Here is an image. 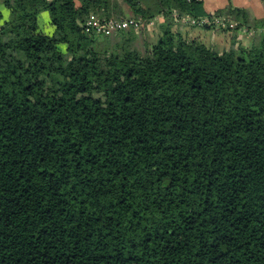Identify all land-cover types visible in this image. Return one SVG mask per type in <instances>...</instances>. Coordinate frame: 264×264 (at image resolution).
<instances>
[{"label":"trees","instance_id":"1","mask_svg":"<svg viewBox=\"0 0 264 264\" xmlns=\"http://www.w3.org/2000/svg\"><path fill=\"white\" fill-rule=\"evenodd\" d=\"M119 19L141 25L95 27ZM0 264H264V23L0 0Z\"/></svg>","mask_w":264,"mask_h":264},{"label":"crops","instance_id":"2","mask_svg":"<svg viewBox=\"0 0 264 264\" xmlns=\"http://www.w3.org/2000/svg\"><path fill=\"white\" fill-rule=\"evenodd\" d=\"M203 5V10L205 14L210 15L225 7L231 5L233 8H239L246 10L250 15V20H255L260 23H264V0H201ZM225 17H230L231 15H225ZM162 22V18H159V22ZM155 30H158L157 23L155 24ZM188 36L197 37L202 41L208 43L212 42L215 47L219 50L228 48L229 39L226 33L222 31H208L205 29L188 27L183 30ZM246 41L243 40L244 43Z\"/></svg>","mask_w":264,"mask_h":264},{"label":"built area","instance_id":"3","mask_svg":"<svg viewBox=\"0 0 264 264\" xmlns=\"http://www.w3.org/2000/svg\"><path fill=\"white\" fill-rule=\"evenodd\" d=\"M210 19H212V20H210ZM94 20H95L94 16H91L90 20H88V22H87V25H92ZM210 21H212L217 28L225 27L226 25H228L229 27H234L237 25V22L232 20L230 17H212V18L205 17V18H201V20L197 21V19L186 16V17L182 18L181 23L186 24V25L201 26L202 24H207ZM129 25H133L134 27L137 28V27H139V25H141V21L140 20H134V19L110 20L108 22H104L103 24L95 25V27L97 28V30L102 29V31L108 32V31L114 30V29H123ZM238 31L242 35H245V34L250 35V33L247 32L245 28H239Z\"/></svg>","mask_w":264,"mask_h":264},{"label":"rangeland","instance_id":"4","mask_svg":"<svg viewBox=\"0 0 264 264\" xmlns=\"http://www.w3.org/2000/svg\"><path fill=\"white\" fill-rule=\"evenodd\" d=\"M154 28H155V25H154ZM157 32V30H155Z\"/></svg>","mask_w":264,"mask_h":264}]
</instances>
